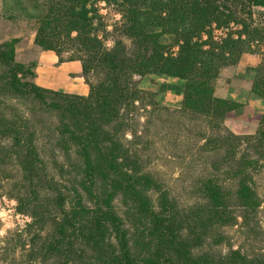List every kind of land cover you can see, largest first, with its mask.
Listing matches in <instances>:
<instances>
[{"label":"rangeland","instance_id":"obj_1","mask_svg":"<svg viewBox=\"0 0 264 264\" xmlns=\"http://www.w3.org/2000/svg\"><path fill=\"white\" fill-rule=\"evenodd\" d=\"M62 2L0 0V43L18 39L17 62L36 65L33 71L35 78L28 81L43 89L87 97L89 86L79 61L86 55V48L81 45L84 39L69 31L68 23L74 20L65 11H60ZM153 2L150 0L147 5L151 6ZM142 9L150 11L148 7ZM87 11L89 18H97L91 33L83 34L85 39L98 37L101 47L97 52L119 48L127 59L136 55V40L127 33V11L122 1L90 0ZM162 13L165 14V10ZM232 19L213 21L202 35L187 33V37L197 43V49L207 53V59L216 68L214 74L211 72L209 77L203 78L212 92L209 95L230 104L225 117L219 121L220 128L210 123L202 113L184 110L185 80L150 74L145 77L133 75L132 80L127 81L128 88L146 92L141 95L144 105L136 103L135 108L125 111L130 128L121 138L122 144L136 156L133 163L143 171L142 180H136L140 183L138 188L145 192L138 202L134 201L136 197L131 193L119 194L113 203V211L125 224L122 231L126 234L133 264H155L157 238L153 234L152 213H164L168 208L169 217L175 220L176 227L181 228L178 238L180 244L186 246L188 264H240L241 258L257 263L264 257V143L258 137L259 131L264 132V99L255 90L264 76V11L259 8L239 9ZM169 25L154 30L157 41L172 57H176L180 49L177 45L182 41L176 34H168ZM42 29L51 38L54 51L60 54L59 66L76 63L81 67L78 77L56 70L44 61L42 56L56 55L54 51H43L37 45V34ZM146 31L148 35L151 33L149 27ZM232 41L237 43V47L231 46ZM94 65L90 80L97 83L105 76L99 71L101 63L96 61ZM73 69L75 71L76 67ZM6 74L4 69H0V264H65L70 259L74 261L82 248L78 251L76 247L77 251L71 250V254L65 251L66 259L57 258L56 252L43 256L58 239L56 233L60 218H57L58 211L56 214V210H52L56 199L52 195L49 198L45 196L43 192L47 185L37 183L35 174L32 177L21 159L34 151L46 157L50 167L55 165L56 159L58 164L64 165L63 152L55 150L54 153L50 147L57 141L52 132L58 124L57 118L32 99L20 101L10 97L2 83ZM79 86L88 91L87 96H82ZM15 130L24 137L19 148L13 140ZM212 137L215 144H209L207 152L209 146L203 147ZM242 138L248 140L251 160L259 161L260 166L250 167L252 169L244 170V173L235 161L236 156L232 155V148ZM214 145L219 151L223 147L222 153L214 151ZM242 150H246L245 145L237 148L238 156L242 155ZM73 164L76 165V161ZM71 171L76 173L73 167ZM237 171L240 174L234 177L233 173ZM148 178L151 182L147 185ZM214 178L219 180L218 185H226V200L220 205L228 207V214L232 216L230 222L227 215L223 216L225 223L218 219L221 225H209L204 214V211L215 214L218 210L209 201L208 194L202 192L204 184ZM243 179L249 181L255 198V207L245 219L235 208V199H228L232 196L228 192H234ZM71 183L59 177V191L66 195V211L72 206V198L76 201L74 188L84 196L81 186L75 183L74 187ZM104 190L93 192L99 196L101 205L108 200V190ZM20 196L31 198L35 210L30 213L32 216L18 211ZM88 198L86 196L88 202L85 204L88 209H93L95 203ZM37 203L49 211L40 209L39 213ZM110 242L109 254L120 257L121 248L115 235ZM84 251V255L92 259L91 264L117 261L115 256L87 248Z\"/></svg>","mask_w":264,"mask_h":264},{"label":"trees","instance_id":"obj_2","mask_svg":"<svg viewBox=\"0 0 264 264\" xmlns=\"http://www.w3.org/2000/svg\"><path fill=\"white\" fill-rule=\"evenodd\" d=\"M112 1L117 2L118 0ZM120 1L127 11L125 25L127 33L130 36L133 35L136 40L137 51L132 59L125 58L119 48L97 52V48L101 47L98 37L84 38L83 33H91L95 18H97L88 17L87 6L90 0H63L59 5L60 11H65V14L74 20L68 23L71 28L69 31L76 32L84 39V43L81 45L85 46L86 55L79 61L83 76L89 86L87 97L43 89L34 82L28 81L29 79L34 80L33 71L36 65L17 62L18 39L0 43V69H4L7 73L2 80L4 91L9 93L10 97L20 101L32 99L34 103L41 104L57 118L58 124L52 130L57 141L50 147L54 153H56L55 150L63 152L64 165L58 164L59 160L56 159L55 165L50 167L46 161L47 158L34 151L28 152L21 159H23V167L33 174L32 177L35 174L34 180L37 179V183L47 185V188L45 186L47 190L43 192L45 196L49 198L52 195L56 199L54 205L52 204L54 206L52 210H56L54 211L56 214L58 211L57 218H60L56 233L58 239L55 244L48 247V252H45L44 249L43 256L50 252H56L57 258L66 259L65 251L76 252V247L78 251L82 248L78 259L74 261L70 259L65 264L69 262L91 264L92 259L84 255L85 248L110 257L115 256L112 251L113 255L109 254L110 246L112 247L110 240L113 235L118 240L121 255L120 257L115 256L116 263L109 260L104 264H133L127 237L122 231L125 224L120 215L113 211V203L119 194L131 195V193L136 197L134 201L138 202L145 192L138 188L140 183L137 181L142 180L143 171L136 163H133L132 159L136 156L133 155L130 148L122 144L121 138L130 128L126 122L128 119H126L125 111L135 108L136 103H141L143 100L141 95L146 92L142 93L137 88H128L127 81L132 80L133 75L145 77L150 74L185 80L184 110L194 114L202 113L210 120V123H215V126L220 128L219 121L225 117L230 104L209 95L212 92L209 91L210 88L207 87L203 78L209 77L208 74L211 72L214 74L216 68L213 67L210 59H207V53L198 50L197 43L189 39L187 33L195 32L202 35L213 21L235 19L239 9L259 8L264 11V0H153L151 6L147 5L150 0ZM143 7H148L150 11L143 10ZM164 10L165 14L162 13ZM145 13L148 16L144 15ZM154 14L155 16H153ZM140 15L145 17L144 20L140 18ZM150 19L153 21L150 22ZM164 25L170 26L168 34H176L181 38L182 43L177 45L180 49L176 57H172L167 48L157 41L158 36L154 29ZM146 27H149L151 32L149 35ZM51 42L52 40L47 37L45 29L38 32L36 43L43 51H54ZM231 46L237 47V43L232 41ZM54 53L61 63L60 54L55 51ZM86 59L87 61H85ZM96 61L101 63L99 71L105 77L97 83H93L90 80V74L92 68H95ZM255 90H257V95L264 99V76ZM141 104L144 105L143 102ZM28 136L34 137L31 134ZM258 137L259 140L261 139V143H264L262 130L259 131ZM13 138L16 142L15 146L19 148L20 142L23 140L21 138H24L23 135H19L15 130ZM247 142L246 138L238 139L235 147L232 148V155L236 156L235 161L238 162V167L242 168V173L245 172L244 170L252 169L250 167H260L259 161L251 160ZM209 144H215L214 137L203 147L205 149L209 146L208 149L206 148L207 152L211 146ZM242 145H245L246 150L244 152L242 150V155L238 156L236 150ZM214 148L216 149L214 151L219 154L223 151V147L220 148V151L216 145ZM73 161H76V165L73 164ZM72 167L76 173L71 171ZM238 172L240 171L233 173L234 177L239 176ZM59 177L67 182H72L73 186L75 183L78 184L81 186V191L84 192L83 196L80 191L74 188L76 201L72 198V206L69 211L65 209L66 195L59 191ZM148 179L146 180L147 185L151 182ZM218 181L215 178L214 180L210 179L202 188V192L208 194L209 201L216 206L215 209H218L215 214L204 211L208 217L209 225H221L219 221L225 223L223 216L226 215L227 221H232L231 214H228V207L222 208L220 205V202L226 200V185L224 183H222L224 186L218 185ZM248 182L243 179L234 192H228L232 193V196L228 198L229 201L235 199V208L241 211L240 214L244 219L255 207V198ZM99 189L108 190L106 193L108 200L102 205L99 196L93 194L95 190ZM86 196H89V201L91 199L94 201L93 209L87 208ZM18 202V211L21 214L32 216L30 213L35 210L31 198L20 196ZM49 202L50 200L47 201L48 204ZM36 208L39 213L40 209H45L39 203ZM165 210L164 213H152L153 234L157 238L155 264H188L184 249L186 246L180 244L178 238L181 228L176 227L175 220L169 217V208ZM76 243L79 246H76ZM240 264H264V257L257 263L247 262L241 258Z\"/></svg>","mask_w":264,"mask_h":264},{"label":"crops","instance_id":"obj_3","mask_svg":"<svg viewBox=\"0 0 264 264\" xmlns=\"http://www.w3.org/2000/svg\"><path fill=\"white\" fill-rule=\"evenodd\" d=\"M42 57L44 58V61L48 62L51 65V67H54L56 70H63V72L68 73V75H75V77L79 76L78 73H79L81 67L79 65H77L76 63L70 64V65H67V64L64 65L63 64V65L59 66V61L56 57L49 56V55H44ZM73 66L76 67L75 71H73L74 70ZM79 90L82 92V96H87L88 91L86 92L83 87L79 86Z\"/></svg>","mask_w":264,"mask_h":264}]
</instances>
